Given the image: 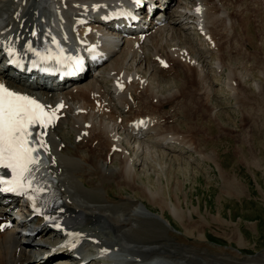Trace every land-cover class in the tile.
<instances>
[{
	"label": "bare ground",
	"instance_id": "6f19581e",
	"mask_svg": "<svg viewBox=\"0 0 264 264\" xmlns=\"http://www.w3.org/2000/svg\"><path fill=\"white\" fill-rule=\"evenodd\" d=\"M54 1L55 0H39L36 3L38 5L45 3L44 9L46 13L50 11V7ZM178 1L184 3V1L188 2L191 0ZM201 1L206 6L207 17L204 22L205 28L209 30V33H212L213 37L211 36V39L216 42L214 47L215 50H211H214L216 55V62H212V64L214 63L213 68H209L210 71L207 72L205 76H203V73L206 71L205 68L202 67L199 70V79L197 80L198 84L196 87L192 83V80H190L192 66L187 62H183L178 57H175L174 52L168 51L167 55L175 64L180 63V65L186 69L179 67L180 71L179 73L177 72V75L174 74L175 70L174 72H170L171 67L168 70L158 69L156 63L154 60L152 61V58L150 57L147 59L148 65L152 63L155 66L156 71L160 73L159 75L161 78H177V81L180 84L184 81V84L178 90H174L177 97L185 92H188L190 96H195L196 92L201 94L202 90L206 91L208 95L209 93L218 95L214 90V82L210 80L211 77L212 80L214 78L217 80V77L221 75H217L214 72V69H219L218 72L221 74L225 72L224 70L226 67H229L228 77L230 80H228L227 86L234 97L238 99V93L242 92L243 94L242 86L245 87L246 83L244 82V79L246 75L239 74L238 70H236L237 66L234 64V61L238 59L236 56H234L235 58L233 57V59L225 60V47L224 49H221L222 46H219L217 40V36H220L221 39L225 36L227 38L230 35L234 36L232 34L233 29L227 30L228 25L232 20V16L230 18L223 0ZM17 2V0H0V24H2L0 26V35H5L7 28L11 25L14 30L19 28V22L12 20L18 12L16 6ZM67 3L70 7L74 5L72 0H68ZM229 5L233 6V4L231 5L230 3ZM254 7H250L247 2L243 7V12H241L248 25L250 20L247 17V13L252 15L255 12L253 9ZM233 8L235 11L236 6ZM261 9L264 11V8ZM237 10H239V8ZM258 10H260V8ZM234 11H232V13H234ZM43 14L40 17H34L33 21L41 20ZM185 14L190 18L191 15L188 14V11ZM211 19L217 22L213 23ZM218 20L220 22H218ZM191 22L193 21H188L184 25H178V27L183 29V34L178 36L180 39H190L187 37L185 29L192 27ZM232 23V27L237 25L233 20ZM26 26L27 23L24 25L23 31ZM205 28L203 27L204 30ZM219 28L222 30H219ZM181 29L178 30V33ZM168 35L169 32L166 37H168ZM151 37H148L147 43L150 40L149 43L152 47H147L145 44L142 47V54H144L146 50H152V55H155L161 49L163 44H160L161 38H159V34H152ZM197 41L198 40H196V42ZM219 41L221 42V40ZM187 44L193 49L192 44ZM200 46H202V43H200ZM207 46H210V44L208 43ZM202 50L204 53L209 52L205 47ZM142 54L137 53L132 55L130 63L127 62V59H129V56L127 55H124L121 58H116L115 66H117L118 69H122L128 64L132 66L137 59H143V57H146V55L143 56ZM200 58L203 61L205 56L200 55ZM139 64L140 63L138 62L137 65ZM141 66L142 63L139 67ZM168 73L171 74L169 75ZM181 79H183V81H181ZM187 82L190 87L194 86L195 88L192 90L190 89V91H185V89H187ZM233 82L235 83L233 84ZM252 85L255 86L254 83H252ZM74 93L79 95L75 97L77 100H83V107L88 108L87 114H74V117L72 118V123L74 124L72 125V129L75 131L74 143H71L72 141L70 140L69 135L63 130L65 127L64 122H61V124L55 129V132L51 134L53 140V152L50 157L49 167L58 179L62 198L63 200H66L65 205L69 206V209L73 214L70 217L72 221L69 222L74 226H77V224H87L88 226L84 227L85 230H88L94 236H97L103 241V243L113 246L114 252L104 264H178L177 261L179 260H184V263L182 264H264V251L252 256L243 253L242 249L246 247L245 241L242 239L243 234L238 235L237 230L239 228L236 226L235 222H233V220L226 222L221 211H219L218 215L221 218L216 215L217 217H214L211 220L215 221L214 223L218 224L220 228H224L225 233L226 231L228 233H233L232 241L237 243V248H234L233 250L221 246H213L206 241L207 234L205 233L204 228L206 224H210V221L208 220L203 222H193V225L189 228L185 224L184 232L178 240L171 239V237L169 238L167 236V233H171L168 226L173 224L171 220L166 217L165 210L169 209L171 214L178 219L180 223H183V225L185 223L184 216H186V218L189 217L190 219L192 217V210L185 209L181 203L179 193L186 194V192L177 191L170 186V184L172 185L173 183L176 185V180L174 179V176L167 175V164L165 165L164 163L163 165L162 163L165 159L160 161V159L157 158L155 161L152 158L158 154V152L161 154L167 153L164 151V147L173 148L175 150L177 147L176 145L179 143V137L173 135L177 133H172V130L166 128L167 125L162 122L164 119L161 120V115L165 114H161L160 116L153 114L143 115L142 110L139 108L141 106L139 99L142 98V96H138V103L140 106L136 107L134 104L137 103V95H133L131 97L132 99L128 98L129 95L124 97L121 93H116L113 89L108 88L102 83H99L98 85L84 84L78 86L74 89ZM147 93L153 94L152 97L154 98L156 95H159L158 88L155 86L146 90V94ZM93 94H96L98 98L107 102V104H101L99 106L94 104ZM208 95L206 96L208 97ZM189 99H191V97ZM147 116H149V119L147 120L149 125L146 130L144 129L145 124L135 127L137 129L143 128V132L139 133V131H134L129 126L131 121L143 117L145 118ZM120 118H122L121 123H119ZM88 122L90 123V126L85 127ZM82 129H87L89 134L88 136L83 135L81 138L83 140L77 142L76 138ZM174 130L176 129L174 128ZM58 136L59 139L57 138ZM85 140H89V142H85ZM65 141V146L60 147L61 142ZM93 144L96 145L93 146ZM115 146L117 147L116 149H114ZM204 155L202 154V156ZM165 156H163V158H166ZM209 158H211V156H209ZM147 159L148 161L151 159L150 165L148 162H145ZM139 165H142L145 168V173L148 176V181H144L143 178L142 181L148 183L138 182V179L141 180V174L138 172ZM220 171L223 173L221 168ZM151 172L156 174L154 178H151ZM164 177H166L167 183H164ZM224 180H226V178H224ZM112 181H115L116 184L121 187L123 184H128L130 186L135 184L140 190V195L127 196L125 194H118V197L112 198L106 185V183H111ZM229 183L230 180H226V184L229 186V189H227L228 193L233 192L238 194L241 192L238 189L239 182L237 179H233V183ZM149 184H151V186ZM133 187L135 188V186ZM166 190L171 192V194L168 195ZM114 196H116L115 193ZM143 196L153 203V205L158 204L161 211H152V208L150 209L148 205H145L143 202ZM171 197L175 198V200L171 199ZM185 198L187 199V197ZM11 203L19 206V203L17 202ZM102 204H105L103 209L100 212H97ZM8 207L9 206L7 205L3 206V209L0 210V215L5 216L6 219L14 218ZM20 207L22 208V212H24L23 209L26 207L24 200L20 203ZM194 210L195 212L198 211L196 208H194ZM29 215L30 213L26 214L21 220H15L16 225L0 232V264H26V261L31 259V256L33 255L32 249L37 245V242L23 232V230L26 229L19 228L21 226L29 225ZM100 221L101 223L99 224ZM158 225L161 226V229ZM228 225L232 227L229 228ZM157 228L160 230H156ZM36 229L37 234H41V237H45L51 233V229L47 223H38ZM191 235L194 236L193 239L189 238ZM23 236H25V239H29L28 244L21 241ZM228 239L231 241L230 238ZM99 246L100 245L98 244L97 247ZM43 259L44 257L39 256L38 260L29 261L28 264H48V262L43 261Z\"/></svg>",
	"mask_w": 264,
	"mask_h": 264
},
{
	"label": "rangeland",
	"instance_id": "374dc122",
	"mask_svg": "<svg viewBox=\"0 0 264 264\" xmlns=\"http://www.w3.org/2000/svg\"><path fill=\"white\" fill-rule=\"evenodd\" d=\"M247 2L250 7L255 6L253 8L255 9V16L253 15L254 13L252 15L247 13V17L252 21L251 27L245 20L244 15L241 14ZM249 2L250 0H228V5L229 3L233 4V6H228V12H230L233 22L241 25L234 28L235 32L233 35L237 39V43H231L232 47L230 46L229 50L224 52L225 60L233 59L234 55L238 58L234 61L235 66H237L236 70H238L239 74L246 75L244 79L246 83L245 87L242 86L243 94L239 92L238 99L227 89L229 67H226L225 72L221 74H218V69L215 68L214 72L221 76L217 77V80L215 78L212 80L211 77L210 80L214 82V90L218 95H214V93H209L208 95L206 91L202 90L201 94L196 92L195 96H190L188 92H185L184 94L180 93L182 95L177 97L175 91L184 84L183 79H181L183 82L180 84L177 78L173 79L169 77L168 79V77H165L166 79L161 78L158 84L159 95L155 96V98H158L156 103L153 102L155 99L152 97L153 94L147 93L145 97L142 96L139 99L141 106L139 103L138 105H136L137 103L134 105L136 107L140 106L139 108L142 110L143 115L153 114L160 116L161 114H165L166 116L161 115V120L167 121L165 123L167 125L166 128L171 129L172 133L182 134L180 137L185 138L188 142V144L184 143L186 146H182L181 139L178 136L179 143L176 145L175 150L164 147V151L167 153L161 154L158 152V154L152 157L153 160L159 158L162 161L165 159L162 163L163 165L164 163L165 165L167 164V175L174 176L176 180V185L173 183L170 186L177 191L186 192V194L179 193L181 203L185 209L192 210V217L190 219L184 216V225L171 214L169 209L165 210L166 217L170 218L173 224L168 226L171 233H167V236L178 240L184 232L185 224L189 228L193 225V222L208 220L210 224H206L204 228L207 234L206 241L213 246H221L233 250L237 248V243L232 241L233 233L226 231V234L224 228H220L218 224L214 223L215 221L211 220L217 217L219 211H221L226 222L232 220L235 222L239 228L237 230L238 235L243 234L242 239L245 241L246 246L242 249L243 253L252 256L264 251V30L260 20V18L264 19V12L258 2H255V5L254 3H251V5ZM234 6L237 9L239 8L240 11L236 8L234 11ZM259 8L260 10H258ZM232 11H234L235 16ZM258 15H260V18ZM219 30L222 29L219 28ZM224 38H220L221 42L219 41V46H222L221 49H224L227 43V37L225 36ZM193 49L195 48L193 47ZM197 49L194 50L196 53L205 56L204 63L206 66L213 68L212 65L214 64L212 62L214 59L216 62L215 52L209 51L208 53H204L203 51L202 54L198 47ZM179 67L183 68L180 63L175 64L171 67L170 72H174L175 70L174 74L177 75L180 71ZM192 69L190 80L197 87V70L194 67ZM187 86H189L188 82L186 83L187 89L185 91L195 88L194 86ZM190 97L191 99H189ZM167 105H169L168 108ZM173 108H175V111L172 110ZM170 120L171 124L169 123ZM164 121L162 120L163 123ZM173 135L177 136L176 134ZM180 146L181 148L178 150ZM188 147L189 150L190 148L193 150L189 151ZM202 154L205 155L202 156ZM163 156L166 158H163ZM150 161L151 159L149 161L148 159L145 160L149 165ZM220 168L223 173L220 171ZM138 172L141 174V180L138 179L139 183L143 182L142 178L144 181H148V176L142 165L138 166ZM151 173V178H154L156 174ZM166 177L163 178L164 183H167ZM223 177L226 180H230L229 184L233 183V179H237L239 182L238 189L241 192L238 194L233 192L228 193L227 189H229V186ZM111 183L106 184L109 192H112L113 197H118V194H125L127 196L140 195V190L135 184L131 185L132 187L128 184H123L121 187L115 181ZM149 185L151 186V184ZM166 192L168 195L171 194L168 190ZM114 193L116 196H114ZM171 199L175 200L173 197ZM142 200L145 205L148 203V206L152 210L156 212L161 211L158 204L153 205L144 196ZM104 205L102 204L97 212H100ZM194 208L198 211L195 212ZM218 217L221 218L220 216ZM79 225L83 228L88 226L87 224H77V226ZM231 227L229 226V228ZM159 228L161 229V226ZM159 228L156 230H160ZM192 236H189V238L193 239L194 236ZM28 240L25 239V236L21 239L25 244H28ZM38 257L33 252L29 261L32 259L33 261L38 260ZM177 263L182 264L184 260H179Z\"/></svg>",
	"mask_w": 264,
	"mask_h": 264
},
{
	"label": "snow or ice",
	"instance_id": "6c2138e0",
	"mask_svg": "<svg viewBox=\"0 0 264 264\" xmlns=\"http://www.w3.org/2000/svg\"><path fill=\"white\" fill-rule=\"evenodd\" d=\"M54 117L55 113L49 115L45 112V105L36 99L0 83V166L11 169L15 175L14 181L0 180V183L10 185L0 191H19L21 195L27 191H44L32 186L33 172L41 164L39 148L32 145L38 143L41 147L44 146L42 140L31 139L32 128L34 125L46 126ZM28 198L34 201L36 197Z\"/></svg>",
	"mask_w": 264,
	"mask_h": 264
}]
</instances>
